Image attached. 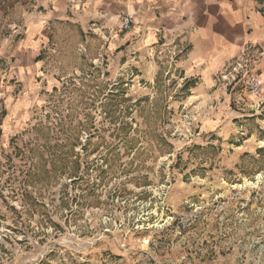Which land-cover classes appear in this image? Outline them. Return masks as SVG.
<instances>
[{"label":"rangeland","instance_id":"1","mask_svg":"<svg viewBox=\"0 0 264 264\" xmlns=\"http://www.w3.org/2000/svg\"><path fill=\"white\" fill-rule=\"evenodd\" d=\"M99 34L61 40L40 107L1 109L0 264H264V93L220 71L198 94Z\"/></svg>","mask_w":264,"mask_h":264},{"label":"crops","instance_id":"2","mask_svg":"<svg viewBox=\"0 0 264 264\" xmlns=\"http://www.w3.org/2000/svg\"><path fill=\"white\" fill-rule=\"evenodd\" d=\"M125 14L134 16L128 31L121 30ZM99 33H110V49L129 59L169 62L175 53L198 94L247 49L264 86V0H0V112L11 110L8 124L44 102L68 54L61 40ZM233 113L232 120L254 118L244 108Z\"/></svg>","mask_w":264,"mask_h":264},{"label":"built area","instance_id":"3","mask_svg":"<svg viewBox=\"0 0 264 264\" xmlns=\"http://www.w3.org/2000/svg\"><path fill=\"white\" fill-rule=\"evenodd\" d=\"M134 16L132 14H125L121 18V30L128 31L132 28ZM18 34H21V28L16 27L14 29ZM248 50H244L238 60L233 62L228 67H225L222 70L221 76L227 78L231 76L232 80L236 79V76H239L244 80L245 78V87L252 96L261 97L264 93V86L260 80V76L257 73H254L251 67V60L248 57ZM177 55L174 53L172 60L176 62ZM243 75V77L241 76ZM238 79V80H241ZM237 80V81H238Z\"/></svg>","mask_w":264,"mask_h":264}]
</instances>
